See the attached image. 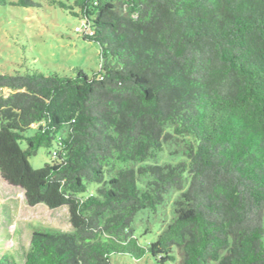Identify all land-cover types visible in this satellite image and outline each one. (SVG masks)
Instances as JSON below:
<instances>
[{"label": "trees", "instance_id": "obj_1", "mask_svg": "<svg viewBox=\"0 0 264 264\" xmlns=\"http://www.w3.org/2000/svg\"><path fill=\"white\" fill-rule=\"evenodd\" d=\"M52 2L100 66L0 73V176L72 228L34 227L23 264H264V0ZM165 197L141 245L136 217ZM0 264H17L1 246Z\"/></svg>", "mask_w": 264, "mask_h": 264}, {"label": "rangeland", "instance_id": "obj_2", "mask_svg": "<svg viewBox=\"0 0 264 264\" xmlns=\"http://www.w3.org/2000/svg\"><path fill=\"white\" fill-rule=\"evenodd\" d=\"M5 0L0 5V73H24L28 69L44 75H71L79 67L91 75L100 66L99 47L82 39L83 21L52 0H30L31 7ZM71 4L74 0H55ZM10 90L1 89L0 95ZM34 127L27 130L31 135ZM50 161L47 150L39 148L29 158L34 168ZM171 201L165 197L155 210H143L137 215L135 236L141 245L154 241L170 215ZM45 226L60 231H71L65 207L50 210L44 205L30 207L23 190L7 184L0 176V246L17 264H23L32 230ZM146 227L148 232H144ZM111 264H156L149 255L140 259L128 255H112ZM213 264V263H211Z\"/></svg>", "mask_w": 264, "mask_h": 264}, {"label": "built area", "instance_id": "obj_3", "mask_svg": "<svg viewBox=\"0 0 264 264\" xmlns=\"http://www.w3.org/2000/svg\"><path fill=\"white\" fill-rule=\"evenodd\" d=\"M74 30H75L76 32H83L81 27H75ZM85 32H86V33H91V32L89 31V29H87Z\"/></svg>", "mask_w": 264, "mask_h": 264}]
</instances>
